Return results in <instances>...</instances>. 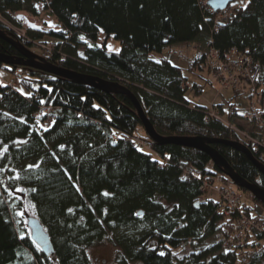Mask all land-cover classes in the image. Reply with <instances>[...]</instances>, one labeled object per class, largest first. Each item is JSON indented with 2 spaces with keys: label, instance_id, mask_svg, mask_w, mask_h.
<instances>
[{
  "label": "trees",
  "instance_id": "16d2710c",
  "mask_svg": "<svg viewBox=\"0 0 264 264\" xmlns=\"http://www.w3.org/2000/svg\"><path fill=\"white\" fill-rule=\"evenodd\" d=\"M34 1L0 0V17L20 26L13 13L37 15ZM40 1L62 30L47 35L28 31L25 46L52 37L51 54L42 53L52 66L122 85L159 135L213 140L209 146L241 179L264 190V174L252 160L220 142H242L264 164V150L254 152L226 124L246 111L229 104L223 118L220 104L208 108L192 102L181 67L150 57L195 40L198 51L189 69L205 64L211 72L208 48L248 54L253 60L248 96H259L257 109L264 122V0H245L217 32L212 31L215 12L200 0ZM0 30L21 43L1 22ZM110 35L119 50L106 49L104 38ZM0 56L28 59L2 37ZM0 67L15 73L26 91L0 83V264H92L87 249L106 243L115 248V264H264V214L242 202V213L256 218L260 228L245 229V260L240 262L237 250L225 246L237 230L239 211L225 214L219 200H199L203 182L216 176L221 187L249 195L264 209L205 152L149 141L132 100L122 93L57 80L34 67ZM201 87L191 85L194 93ZM42 107L49 113L41 112ZM142 147L157 150L161 159ZM25 201L50 235V257L30 240L19 213ZM186 248L190 251L185 253Z\"/></svg>",
  "mask_w": 264,
  "mask_h": 264
},
{
  "label": "rangeland",
  "instance_id": "374dc122",
  "mask_svg": "<svg viewBox=\"0 0 264 264\" xmlns=\"http://www.w3.org/2000/svg\"><path fill=\"white\" fill-rule=\"evenodd\" d=\"M245 0H233L229 3V7L236 8L239 5L243 4ZM34 5L37 10V15H33L27 10H18L13 13L12 17L15 18L18 22H20V27H14L15 25L4 18H0V22L8 29L9 31L13 30L18 34L27 33L28 31H39L44 34H48V31L54 30L56 32L61 31L59 23H56L48 13L44 12L40 0L34 1ZM14 25V26H13ZM45 40H53V38L44 37ZM43 38V39H44ZM104 36L100 37L99 41H101ZM105 47L108 51H117L120 48V45L117 40H115L111 35L104 38ZM89 44V42H86ZM85 43V44H86ZM197 42L190 41L188 43L183 44H173L170 47H165L161 50V52H152L150 57L153 59H161L166 58L172 64L181 67L182 73L186 78L188 83V87L186 90V96L192 102L197 104L210 107V103L222 104L223 114L221 115L223 118L227 117V110L229 104H234L239 108V111L242 113L243 111H248L250 102H254L256 106H258V97L252 96L249 98V90L248 86L243 93L234 95L231 90L227 88L221 87L212 77L211 72L208 70L205 64H201V67H194L189 69L190 61L196 55ZM199 46V45H198ZM30 49L36 54L42 55V49L37 46H32ZM201 49H199V53ZM6 66V65H4ZM196 82L197 85H201V90L199 93H194L193 89H191V85ZM0 83L12 85L17 88L22 93H26V91L18 84V77L15 73L11 72L8 68L0 67ZM220 93V94H219ZM245 112V113H246ZM212 115H216V112L213 110ZM236 122V121H235ZM240 128L247 131L249 127L246 125L245 121L237 122ZM243 138V137H242ZM141 150L149 152L153 159L160 160L161 157L156 152L150 148L142 147ZM159 153V152H158ZM264 158V154H263ZM209 169H212V166H208ZM213 170V169H212ZM217 186L220 187L221 183L219 182L216 176H213L212 184L205 190V192L200 193L199 200L205 199H213L218 201L220 199V191L218 192ZM225 188H231L229 185H222ZM233 188V187H232ZM235 189V188H234ZM235 192L242 198V202L245 201L247 204L252 206L255 211H259L261 214H264V209L261 208L256 202L252 201L250 196L244 193H240L235 189ZM23 216V223L26 226V219L28 216H34L32 206L28 201H25V206L23 211L19 212ZM27 227V226H26ZM28 229V227H27ZM28 233L30 235V231L28 229ZM190 251L189 248L185 249V253ZM87 254L91 259L92 264H115L114 254L115 248L110 244H102L95 247H90L87 249ZM139 264V263H136ZM240 264V263H237Z\"/></svg>",
  "mask_w": 264,
  "mask_h": 264
},
{
  "label": "water",
  "instance_id": "95a60500",
  "mask_svg": "<svg viewBox=\"0 0 264 264\" xmlns=\"http://www.w3.org/2000/svg\"><path fill=\"white\" fill-rule=\"evenodd\" d=\"M231 1L233 0H208L207 4L209 5L212 11H217L224 9ZM0 37L5 38L14 47H16L24 56L28 57L26 61H22L0 56V63L10 66L17 65L34 67L56 76L57 80L63 79L69 82L96 87L108 93H122L126 95L132 100L142 129L145 135L148 137L149 141L157 145L166 142H172L181 146L191 147L205 152L209 156L212 164L215 165L217 169L222 172L223 175L226 176L234 186L248 191L254 199L264 205V190L257 185L250 184L241 179L229 167L225 160L213 148L209 146V143L213 140H209L202 136H161L155 131L153 126L150 124L144 112L141 110L139 103L135 100L133 95L122 85L107 82L97 77L79 74L74 71L54 67L50 63H48L45 57L36 54L29 47L25 46L22 43L15 42L9 38H6L3 34V31L1 30ZM220 142H223L246 154V156L250 160H252V162L257 166L258 170L264 174V164L254 158L251 150L245 144L239 141L228 140H220ZM26 226L30 231V240L41 250L44 255H46L47 257L52 256L54 254V248L50 240V235L43 228L39 220L34 216H28L26 219Z\"/></svg>",
  "mask_w": 264,
  "mask_h": 264
},
{
  "label": "built area",
  "instance_id": "2783aa9c",
  "mask_svg": "<svg viewBox=\"0 0 264 264\" xmlns=\"http://www.w3.org/2000/svg\"><path fill=\"white\" fill-rule=\"evenodd\" d=\"M207 0H200V4L206 3ZM234 14V9L232 7H226L222 10L216 12V17L214 24L221 21L222 19L229 18ZM18 34V33H17ZM21 40H24V33L21 35ZM44 49L46 54H51L53 50V45L51 44H40ZM207 61L211 68L212 77L215 81L223 88H227L232 91L233 94H239L244 91L245 86L250 83V70L252 68L253 60L246 53H238L235 48H231L228 52L220 54L217 50L213 48H208L207 50ZM259 102V96H258ZM41 112L49 113L46 107L41 108ZM212 114V113H211ZM261 112L257 109V106L252 101L249 104L248 111L244 113L240 120L245 121L246 125L249 127L247 131L239 128L237 122H228V126L237 131L245 140H247L254 152L259 153V149L264 150V140L260 138L259 134L264 137V122L260 118ZM49 119H52V115H49ZM239 123V122H238ZM256 132L252 134V132ZM263 158L264 151L261 153ZM212 181L206 180L200 188V191L204 192L211 186ZM218 192L220 191V208L225 213L239 211L240 217L237 220L238 227L237 230L233 231L229 237L225 240V246L231 247L237 250L238 258L240 262L245 260V252L242 249V244L244 241V232L250 226H255L260 228L257 224L256 218H247L241 210L242 198L235 192L234 188L218 187ZM229 247V248H230Z\"/></svg>",
  "mask_w": 264,
  "mask_h": 264
},
{
  "label": "bare ground",
  "instance_id": "6f19581e",
  "mask_svg": "<svg viewBox=\"0 0 264 264\" xmlns=\"http://www.w3.org/2000/svg\"><path fill=\"white\" fill-rule=\"evenodd\" d=\"M207 1H208V0H207ZM207 1H206V3H204V4H200V5L203 6L204 8L207 7V8L210 9L209 5L207 4ZM41 3H42V2H41ZM233 9H235V8H233ZM213 12H215V15H214V21H215L216 12H218V10H217V11H213ZM0 18H2V17H0ZM227 19H228V18L222 19L221 21L217 22L216 24H214V21H213V23H212V31H213V32H217L218 29L220 28V25L222 24V22L226 21ZM57 22H58V21H57ZM1 23H2V22H1ZM58 23H59V22H58ZM59 25H60V24H59ZM13 26H14V25H13ZM14 27H20V26L15 25ZM60 27H61V25H60ZM61 30H62V28H61ZM11 31H13V30H11ZM51 31H54V30H51ZM51 31H48V34H49ZM13 32H14L16 35H18L15 31H13ZM55 32H56V31H55ZM45 35H47V34H45ZM18 36H19V35H18ZM19 37H20V36H19ZM24 37H25L24 40H21V37H20V40H21V43H22V44H24L23 41H25V40L28 39L26 33L24 34ZM85 42H89V41H85ZM33 43H34V46H37V47H39V48L42 49L43 54H46V53H45L44 49L40 46V44H51V45H53V47H54V41H50V40H48V41H44V40H42V39H41V40H37V41L33 40ZM46 55H50V54H46ZM184 85H186V83H184ZM187 87H188V85H187Z\"/></svg>",
  "mask_w": 264,
  "mask_h": 264
},
{
  "label": "crops",
  "instance_id": "0c3cea01",
  "mask_svg": "<svg viewBox=\"0 0 264 264\" xmlns=\"http://www.w3.org/2000/svg\"><path fill=\"white\" fill-rule=\"evenodd\" d=\"M35 8H36V7H35ZM44 12L48 13V12H47V11H45V10H44ZM48 15H49V16H51V18H52V19H54V21H55L56 23H58V22H57V19H56L54 16H52V15H50V14H48ZM186 84L188 85V83H187V82H186ZM188 86H189V85H188ZM219 94H220V93H219ZM199 105H200V104H199ZM211 105H216V103H213V102H211V103H210V106H211ZM217 105H219V104H217ZM220 105H221V111H223L222 104H220ZM233 105H234V104H233ZM202 106H203V105H202ZM234 106H235V105H234ZM234 121H236V122H239V121H240V119H239V118H237V119H235Z\"/></svg>",
  "mask_w": 264,
  "mask_h": 264
},
{
  "label": "snow or ice",
  "instance_id": "6c2138e0",
  "mask_svg": "<svg viewBox=\"0 0 264 264\" xmlns=\"http://www.w3.org/2000/svg\"><path fill=\"white\" fill-rule=\"evenodd\" d=\"M243 7H244V8H247V7H248V5H247V4H244V5H243ZM158 62H159V61H158ZM30 167H33V165H30ZM105 195H108V194H107V193H105ZM162 254H163V253H162Z\"/></svg>",
  "mask_w": 264,
  "mask_h": 264
},
{
  "label": "clouds",
  "instance_id": "9594fccd",
  "mask_svg": "<svg viewBox=\"0 0 264 264\" xmlns=\"http://www.w3.org/2000/svg\"><path fill=\"white\" fill-rule=\"evenodd\" d=\"M226 7H229L228 5ZM240 119V118H239Z\"/></svg>",
  "mask_w": 264,
  "mask_h": 264
}]
</instances>
